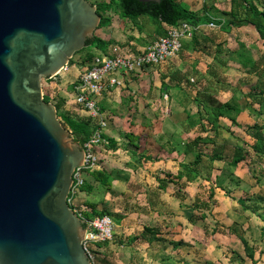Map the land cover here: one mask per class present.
<instances>
[{
    "label": "water",
    "instance_id": "obj_1",
    "mask_svg": "<svg viewBox=\"0 0 264 264\" xmlns=\"http://www.w3.org/2000/svg\"><path fill=\"white\" fill-rule=\"evenodd\" d=\"M100 21L89 0H0V264H93L68 201L85 151L44 100L43 79Z\"/></svg>",
    "mask_w": 264,
    "mask_h": 264
},
{
    "label": "crops",
    "instance_id": "obj_2",
    "mask_svg": "<svg viewBox=\"0 0 264 264\" xmlns=\"http://www.w3.org/2000/svg\"><path fill=\"white\" fill-rule=\"evenodd\" d=\"M258 1L260 8L264 10V0ZM185 2L193 11H201L203 8H207L210 11L212 7L210 11L212 16L215 15L213 13L216 12L215 17L213 16L214 19H221L225 21V23H228L229 21V16H225L223 11L230 10V0H185ZM214 7L217 11L213 9ZM211 23L199 25L191 38L183 39V46L179 54V59L175 61H165L157 65H150L133 74H123L121 76V79L123 80L122 85L109 88L98 98V106L106 120V127L103 130V134L109 136L110 138H114L117 141V150H111V148L106 146V148L104 146L99 147L98 153L101 162L99 169L112 172L115 179L112 182V188L107 190L98 182H94L90 176H87V180L90 181V184H92V190L91 192H84L80 190L74 199V206L76 208H79L80 206L84 207L83 203L86 201L96 204L97 209L99 210L108 209L111 212H121L125 218L116 224L117 226L115 234L120 235L122 240H124L126 243L127 236L131 239L135 235H140L146 226L157 229L159 233H161L159 237H163L167 240H153L150 243L141 239H137L132 243V245L129 246L135 248L133 249L135 253L130 255V260L135 261V263L132 264H144V262L147 261L146 256L149 255L142 254L140 251L141 259H139L138 256H136L139 251L137 252L136 249L141 250V248L134 247V243H140L141 245H147L148 248H152L153 257H150L151 263L152 261H157L158 255L156 254L161 256L160 259L165 260L166 258H162V255H169L168 253H165V249L169 245L168 240L172 241L171 246L177 245L178 247L177 243L179 242L173 240L172 233L169 234L168 232L163 231L168 230L173 226H186L187 224L183 222L182 219L187 221L188 224L195 226L189 221V218L194 213L192 210L193 208L192 206H189L188 204L186 205V203L183 202L184 198L182 197V193L186 189H184L183 186L180 187L179 184L176 185L173 182L169 183L165 189H160L159 182L157 180V178L164 176V172H172L173 174L178 173L180 163H191L195 160L197 151L186 152L187 142L200 136L207 140L206 143H209L208 146H210V148L213 150V147L216 144L235 147L237 143L236 137H240L249 142L253 141L252 137L250 136L251 133H247L246 128H248L250 124L253 125L257 121L255 120V114L250 112L248 108L243 107V101H237L236 99L243 98V96H240L242 92L244 94H248L259 81L264 83V79L261 78L249 89H246V82L248 80L239 75V73L233 75L232 79H229L227 83L221 82L223 81L222 77L224 78V74H226L225 72L221 71V68L226 66L228 68L230 67L229 65L234 67V64L229 63L234 62V60L239 61L243 58L246 59V57L243 56L241 52L240 57H237V59L225 61L226 59H222L224 54L229 59H233L237 45L244 46L243 49L250 47L249 50H251L252 47H255V45H252L254 44V41L259 43L261 39L252 25L243 24L242 26L245 25V27H237L240 30H243L242 32L254 33V41L250 42L245 40V38H242L243 42L237 43L236 40L233 39L232 33L230 32L232 28H234L233 26L228 30L222 27V25L218 22H214V24H216L214 27L211 26ZM217 25L220 27L219 30L216 29V27H218ZM246 28L250 30L246 31ZM261 41L264 42L263 40ZM248 60L249 59L241 61L239 66H243L244 68V66L247 67L248 65L257 63L256 61ZM78 71L79 69H77L72 75L75 76L74 80L77 78ZM194 77L197 79L196 85L191 83L194 80ZM217 81L219 85L217 84ZM226 84L229 85L225 86ZM126 91H128L130 94H135L137 91L140 92L139 96H137V94L135 97L133 95L129 96L128 93L127 102L130 101L132 105L130 108L127 107V103L125 102ZM196 97H200L201 99L209 98L221 103L230 101L233 104H236L237 107L241 109V112L237 116V120L241 126L233 125L232 121L228 117H221L220 128L216 132L209 131L199 134L198 132H195V128H193V131H191L190 127L187 125V113L191 112L190 110H185L186 107L182 101L185 98H188L197 106L198 104L195 100ZM132 99H135V101L132 102ZM119 107L124 108V110L122 109V114L135 113L137 115L139 124L134 126V133L128 132L125 134H120L117 132L116 129L118 127V122H120L122 118L120 119V116H115L116 114L114 112H119ZM171 110L173 115L178 114L179 112L181 113L182 111H186L185 116L183 117L184 120L182 119V126H179L175 119H172V122L170 120H165L163 116L165 113L163 112H167L169 114ZM196 111L197 109L192 113H195ZM151 114L156 115L154 118L156 119L155 121H153L154 119L151 117ZM160 114L162 115L160 116ZM162 119L164 120V123H161L160 125L159 120ZM259 120L261 122L260 118H258V121ZM165 121L168 122L166 126ZM244 129L245 131H243ZM230 130L234 132V135L231 134ZM224 134L228 135L227 137L229 140H224L222 137ZM130 135L131 137L133 135L132 140L138 145V147H135L133 144H131L128 137ZM119 139H124L125 141L123 140L124 142L120 143ZM205 140H202L200 145L204 144L207 146V144L203 142ZM123 148H126V150L131 155L129 156L130 159H127L126 162L124 158H122L123 156L119 158L115 156V153H118L119 150ZM101 149L108 152L105 153V151H101ZM138 154L157 157V160H142L139 158ZM191 155H193V157L190 159L189 157ZM254 158L255 156L251 159L249 158L246 161L240 162L239 165L232 170L235 178H239L240 180L239 186L236 185V187L241 188V195L244 192L250 193L253 191L256 192L255 194L262 195V191L259 192L255 190V183L259 186L262 185L263 178L261 179L260 177H253L252 172L251 176L248 175L249 173L239 175V171H237L241 165L244 163L249 164V162L259 163L264 168V162L259 161L257 157L256 160ZM147 162L149 163L146 164ZM155 162L163 163V166H167L164 168L170 169L171 171H166L162 169L163 167L159 170L158 166H155ZM149 164L151 165L148 166ZM213 165L218 168L213 173L216 179V177L222 173L224 166L223 163L219 161H216L213 163ZM146 169L149 171H146ZM146 176H150V178H145ZM251 177L254 178L255 183L248 181V178ZM194 183L195 182H193V184ZM170 184L175 187L173 190L170 189ZM226 184H228L229 187L231 184H234L235 188L236 183L227 179ZM126 188L128 190L131 189L129 192L134 194L133 197H136L135 201H133L134 203L131 201L134 206L131 207L130 211H125L124 209V205L128 201L127 193H125L128 192L126 191ZM118 192L120 194H117ZM88 197L90 200H88ZM187 209L191 210L188 211ZM261 211L264 213V210ZM188 212L190 214H186L187 217H180V215ZM241 215L242 213L239 214L237 218H233L232 220L234 221L239 219ZM174 221H178V223ZM263 226V224L260 225L258 230L251 229V235L257 233V236L261 237ZM135 230H138L139 232H136ZM183 238L185 242L188 241L187 238ZM115 240H117V238H115L114 241ZM114 246L117 249H114ZM126 247V244L111 245V249H99L98 252H102L104 253L103 255H107L111 258L115 257L117 254L122 255L121 253L124 251L123 248ZM255 247V254L257 256V254H260L259 252H261L263 246L260 245V247ZM146 264L148 263L146 262ZM173 264L175 263L173 262Z\"/></svg>",
    "mask_w": 264,
    "mask_h": 264
},
{
    "label": "trees",
    "instance_id": "obj_3",
    "mask_svg": "<svg viewBox=\"0 0 264 264\" xmlns=\"http://www.w3.org/2000/svg\"><path fill=\"white\" fill-rule=\"evenodd\" d=\"M90 1V0H89ZM231 7L229 11H223L225 16H229L228 23L221 19H214L216 15V8L213 9L212 13L207 9L203 8L201 11H193L189 8L185 0H161V2H141L139 0H95L91 2L97 7V12L100 15L101 21L98 29L102 27L110 26L112 23L111 13L118 11L122 18L129 20H136L141 16H149L151 20L157 25L156 31L159 35L165 36L168 33L169 28L180 26L182 23H187L194 28H197L201 24L205 23H214L218 22L222 27L226 29H231L232 26H241L242 24H250L257 31L259 38L264 41V10L260 8L258 0H230ZM119 44V43H118ZM117 45V42L113 39H104L97 35L94 36L92 40L88 41L87 47H94L96 50H99L100 53L96 51L87 50V47L81 51L75 53L78 54L82 51H86L85 58L82 61L78 62L80 67L87 68L92 63V60L97 57V55L103 53L108 54L114 47ZM121 45V44H119ZM74 58L70 60L69 67L75 65ZM61 76L60 74L57 77ZM79 76L72 83V90L75 88V81H77ZM45 82H48L52 79H43ZM60 94V93H59ZM52 95L49 92L44 94V100L46 102L54 101V104L57 108L58 117L60 118L63 125L71 132L73 138L78 142L81 147H84L85 144L91 139L94 131L95 125L91 117H80L75 116L70 113V110L67 109L68 99L63 94ZM197 102V111L195 113H187V125L190 127L191 131L195 128V132L206 133L209 131H218L220 128V118L228 117L233 125L241 126L237 120L238 114L241 112V109L237 107L236 104H233L230 101L218 102L209 98L201 99L196 97ZM237 101H243V107L248 108L250 112L255 114L256 118H260V121H256L249 129L251 131L252 142H249L240 137H236V146L228 147L227 145H214L213 150L210 155L204 154V150L200 142L203 139L198 136L193 140L187 142L186 152L197 151L196 158L193 162L180 163L179 171L176 174L172 172H164V176L157 178L159 182V188L165 189L169 183L173 182L176 185L179 184L180 187L188 185V183H193L198 180H205L211 182V168L206 164L207 161L215 163L216 161L223 163L222 173L216 177L214 182H211L212 186L219 188L227 196L233 197V190L226 184L227 179L234 181L235 186H239V178H235V175L232 173V170L236 168L240 162L246 161L253 156L257 157L259 161L264 162V83L259 81L252 90L243 96V98L236 99ZM53 103V102H52ZM77 108H83L77 104ZM80 107V108H79ZM66 108V109H65ZM69 111V112H67ZM85 111V110H84ZM248 130V128H247ZM231 134L234 135V132L231 131ZM131 144L135 147L138 145L133 142V138L128 136ZM109 143L104 145V147H109L113 150H117V141L114 138L103 134ZM207 141V140H205ZM204 142V141H203ZM105 147V148H106ZM139 158L142 160H157V157H150L143 154H138ZM101 163V162H100ZM87 176H90L94 182H98L107 190L112 188V182L115 179L112 172L105 171L104 169H97L88 172ZM86 183L81 188V191L91 192L92 184L87 180ZM89 178V177H88ZM214 187H211L210 197L211 199L215 196ZM213 189V190H212ZM240 205V207L245 212H252L257 215L258 218H261L264 221V215L261 210H264V196L260 194H250L249 192H244L239 198H234ZM207 204V203H206ZM83 206L76 208L73 204L71 206L76 209L81 215L86 219H93L98 216L108 215L115 221L120 222L124 217L121 212H111L108 209H97V205L89 202H84ZM205 205V203H204ZM199 205H194L192 208L197 210ZM206 218V214L201 213L198 217L197 213H193L189 218V221L193 225H198L199 220ZM85 228L87 224L84 223ZM223 230L215 229L216 232L225 233L230 231L239 238L240 242L246 249V254L250 258H253L256 247L251 246L250 242L244 235V230L240 222H233L231 225L225 226L221 224ZM264 229L262 228V233ZM115 234V233H114ZM161 233L157 229L146 226L140 235H135L131 239L127 236V243L122 240L120 235H114V241H103L98 242L92 245L91 251L94 254H97L98 262L100 264H109L108 262L110 257L103 255L104 253L98 252L99 249L107 250L110 249L111 245H132L137 239L143 241L152 242L153 240L167 241L163 237H159ZM153 236V237H152ZM152 237V238H151ZM264 239V234H263ZM169 244H172L171 240H168ZM179 246L180 243H177ZM96 249V250H94ZM264 253V245L261 250V253ZM138 253L136 254V256ZM131 262L135 263L134 260ZM114 264V263H110ZM170 264V263H167Z\"/></svg>",
    "mask_w": 264,
    "mask_h": 264
},
{
    "label": "rangeland",
    "instance_id": "obj_4",
    "mask_svg": "<svg viewBox=\"0 0 264 264\" xmlns=\"http://www.w3.org/2000/svg\"><path fill=\"white\" fill-rule=\"evenodd\" d=\"M93 1L95 0H90V2H93ZM111 16H112L111 25L97 29L94 35H97L104 39L115 40L117 42V45H115V47H118L120 52L124 53L125 55H132V56L139 55L140 53L144 52L145 49H147V47L159 37L156 31L157 25L151 20L149 16H141L136 20H129V19L122 18V16L120 15L118 11L111 13ZM214 26H216V24H214L212 27ZM233 27L234 28H232L230 32L232 33L233 39H235L237 43L243 42L242 38H245V40H248L250 42L254 41L253 40L254 33H250V32L245 33V32H242L243 30H240L238 27L236 26H233ZM242 27H245V25ZM219 28H220L219 26L216 27V29L218 30ZM246 29H247L246 31L250 30L248 28ZM191 37L192 36L186 37V39H189ZM118 43L121 45H119ZM252 45H255V47H252L251 50H249L250 47H247V49H243L244 46L237 45L236 46L237 48L234 52L233 59H229L228 57H226L225 54L223 55L224 57H222V59H226L225 61H231V60L237 59V57H240V53L242 52L243 56H245L246 59H249L248 61H256L257 63L253 65H248L247 67L244 66L243 68V66L242 67L239 66V63L241 61H245L246 60L245 58H243L242 60L240 59L239 61L234 60V62L229 63V64H234L235 65L234 67L228 64L230 67L227 68L226 66V67L221 68L222 69L221 71L226 73L224 74V78L222 77L223 81L221 82L227 83L229 79L230 80L232 79L233 75L239 73V75L243 76L245 79L248 80L246 82V89H249L252 85L258 82V80H260L261 78L264 79V42H262L261 40L259 43L254 41V44ZM87 50L96 51L97 53H100L99 50H96L94 47H87ZM87 50L82 51L76 55L74 54L73 58L76 64L70 67L67 72L61 73L60 74L61 76L59 77L55 76L53 78H50L52 80L48 82H45L43 80L44 94L47 92L55 96L59 93L63 94L68 99L67 109L70 110L71 114L75 116H80V117H90V116L84 111L83 108L79 107L80 109L77 108L76 110V107H78L77 106L78 102L76 100L78 93L76 92L75 88H74V91L72 90V83L75 77L72 75L76 72L77 69H79L77 77L78 76L80 77L81 73L85 69V68L80 67L78 62L82 61V59L85 58V54ZM180 52L175 57L170 58L167 61H175L179 59ZM102 54L103 53L99 55H102ZM77 81L75 82L76 84H77ZM191 83L196 85L197 83L196 77H194V80ZM76 84L75 86H77ZM217 84L219 85L218 81H217ZM228 85L229 84H226L225 86H228ZM137 92L135 94H130L128 91L125 92V95H126L125 102L127 103V107L129 108L132 107L130 101H128L129 103L127 102L128 93H129V96L133 95L135 97L137 94H138L137 96H139L140 94L139 91ZM244 95L245 94L242 92L240 96H244ZM99 97L100 96L95 98L97 99V102L99 101L98 100ZM133 101H135V99L134 100L132 99V102ZM52 102L54 103V101ZM182 102L186 107L185 109L186 111L190 110V112L192 113L197 109L196 104L192 103V101L188 98H185ZM115 107H118V106H115ZM122 109L124 110L123 107H119L118 108L119 112L117 113L114 112L116 114L115 116H120V119L122 118V120L118 122V127L116 130L120 134H125L128 132L134 133L135 132L134 126L139 124L138 117L135 113H123L122 114L121 113ZM186 111L184 112L182 111L181 113L179 112L180 114L178 113V114L173 115L172 110H171L169 114L167 112H163L165 113V115L163 116L165 120H170L171 122H172V119H175L178 125L182 126V121L184 120L183 117L185 116ZM151 115H148V116H151L153 119L156 117L155 114H151ZM161 115L162 114H160V116ZM155 120L156 119H154L153 121ZM255 120L258 121V118L255 117ZM161 123H164L163 119L159 120L160 125ZM167 123L168 122L165 121V126L167 125ZM250 126H252V124H250ZM249 127H248V130L246 131L247 133H251L252 131V129H249ZM243 131H245V129ZM227 136L228 135L226 134L222 136L224 140L226 139L225 141L229 140ZM123 140L119 139V142L123 143L125 141ZM204 142L206 143L207 141H204ZM206 144L207 146L204 144L202 145V148L204 150L203 153L206 155H210L212 152V149L210 148V146H208L209 143H206ZM101 151H105V150L101 149ZM126 151H127L126 148L120 149L118 153H115L116 154L115 156H117V158L123 156L122 158H124L126 162L127 159L128 160L130 159L129 156H131L129 152L128 151L126 152ZM107 152L108 151H105V153ZM191 157H193V155H191L189 158L191 159ZM254 159L256 160V157ZM148 163L149 162H147L146 164ZM150 165L151 164H149L148 166ZM206 165L209 168H211V173H212L211 182H214L215 176L213 175V173L218 168L214 166L212 162H209V161H207ZM155 166H158L159 170L163 167L162 169L166 171L167 170L171 171L170 169L164 168L167 166H163V163H160V162H155ZM263 169L264 168L259 163L249 162V164L244 163L237 170L239 171L238 172L239 175L249 173L248 175L251 176V172H252L253 177H260L261 179L263 178L262 185L260 186L255 183V180L253 177L248 178L249 179L248 181L255 183L256 191H259V192L262 191V196H264ZM146 171H149V170L146 169ZM145 178H150V176H146ZM211 182L205 181L203 179V180L196 181L194 184L188 183V185L184 186V189L186 190L182 193V197L184 198L183 202H185L186 205L188 204L189 206H194L198 204L199 205L197 207L198 209L195 211L194 209L192 210L194 211V213H197L198 217H200L201 213L204 212L206 214V218L203 220H199L197 226L196 225L192 226L191 224H188L187 221L182 219V221L187 224L186 226L178 225L177 227L173 226L168 230H164L163 232H168L169 234L172 233L173 240L176 242H179L181 245L180 246L178 245L177 247V245L171 246V244H169L168 247H166L165 249V253H168L169 255L161 254L162 258H166V259L162 260L160 259L161 256H159V254H156L158 255L157 261H152L153 264H163V263L166 264L168 260H170L168 261V263L170 264H173V262L175 264H264V253L263 252L262 253L259 252L260 254H257V256L254 253L255 256H253V258H250L249 256H247L246 251H245L246 249L244 248L240 240H238V238L235 236V234L231 233L230 231L228 232L226 230H225V233L216 232L215 230V229H219L220 231H222L223 227L221 226V224L228 226V225H231L233 222L238 221L241 223L242 229L244 230V235L250 242V245L254 247L255 246L260 247V245L261 246L264 245V239H263L264 232L262 233V236L259 237L257 236V233L254 235H251L252 233L251 231L253 229L258 230L260 225L262 224L264 225V221L261 218H258L257 215L252 212H245L240 207L236 199H234V198L240 197L241 188L236 187V186L234 188V184H231L230 188L233 190V193H232L233 197H230V196H227L224 193V191H222L221 189L215 188L214 186H212ZM170 187H171L170 188L171 190L175 188L172 184H170ZM211 187H214L213 189L215 191V196L212 199L210 197ZM129 190L126 188V191L128 192H125V193H127L128 201L124 205L125 211H130L131 207L134 206L131 203V201L132 202L135 201V198H136L135 196L133 197L134 194L130 193ZM250 193L254 195L256 192L253 191ZM117 194H120V193L118 192ZM131 194H132V197H131ZM88 200H90L89 197H88ZM187 210L189 211L191 209H187ZM241 213L242 215L240 216L239 219H236L234 221L232 220L233 218H237L238 215ZM186 214L189 215L190 213L188 212V213L182 214L180 215V217H185ZM112 220L113 222H115L114 223L115 224L114 233H115L116 226H117L116 224L118 222L115 221V219H112ZM174 222L178 223V221H174ZM263 229H264V226H263ZM135 231L139 232L138 230H135ZM183 237L187 238L188 241L185 242ZM133 246L141 248V250L136 249L137 252L139 251L137 255L139 259H141L140 251L142 254H145V255L149 254L146 256L147 257L146 262L148 264H152L150 257H153V252H152L153 250L151 247L148 248L147 245H141L140 243H137V244L134 243ZM112 249H113V246H112ZM114 249H117V248L114 246ZM123 249L124 251L123 253H121L122 255L117 254L115 257H111L109 259L110 262L108 263L109 264L110 263L132 264L133 262H131L130 260V255L135 253L133 250L135 248L127 246L126 248H123ZM97 256H98L97 254L93 253L92 260L95 262V264H100L98 262ZM146 262H144V264H146Z\"/></svg>",
    "mask_w": 264,
    "mask_h": 264
},
{
    "label": "built area",
    "instance_id": "obj_5",
    "mask_svg": "<svg viewBox=\"0 0 264 264\" xmlns=\"http://www.w3.org/2000/svg\"><path fill=\"white\" fill-rule=\"evenodd\" d=\"M214 24L211 23V26ZM196 28L187 23L171 27L167 35L158 37L147 49L139 55H125L118 47H114L108 54L95 57L89 67L81 73L75 86L77 102L92 118L95 131L91 139L83 147L85 159L81 166L73 173V185L68 197L69 204L74 205V199L86 183L88 172L100 168L98 149L107 145L108 141L103 138V130L106 120L98 106L97 98L111 87L123 84L121 76L141 71L147 66L157 65L175 57L183 46V39L193 36ZM69 65L59 73L67 72ZM58 74V75H59ZM87 224L89 234L84 239V247L93 259L91 247L93 244L114 239V222L108 215L98 216L93 219L84 218L81 213L74 209ZM93 264L95 262L92 260Z\"/></svg>",
    "mask_w": 264,
    "mask_h": 264
}]
</instances>
